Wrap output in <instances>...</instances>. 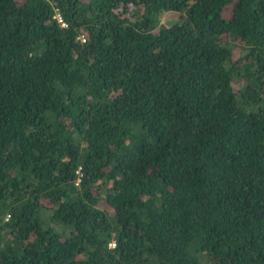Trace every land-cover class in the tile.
Returning a JSON list of instances; mask_svg holds the SVG:
<instances>
[{
	"label": "trees",
	"instance_id": "obj_1",
	"mask_svg": "<svg viewBox=\"0 0 264 264\" xmlns=\"http://www.w3.org/2000/svg\"><path fill=\"white\" fill-rule=\"evenodd\" d=\"M0 264H264V0H0Z\"/></svg>",
	"mask_w": 264,
	"mask_h": 264
},
{
	"label": "rangeland",
	"instance_id": "obj_2",
	"mask_svg": "<svg viewBox=\"0 0 264 264\" xmlns=\"http://www.w3.org/2000/svg\"><path fill=\"white\" fill-rule=\"evenodd\" d=\"M165 18H166V19H169V18L172 19L173 17H172L170 14H166V15H165Z\"/></svg>",
	"mask_w": 264,
	"mask_h": 264
}]
</instances>
